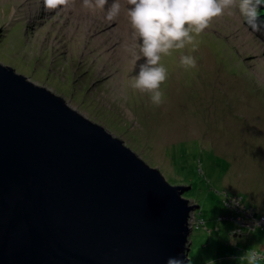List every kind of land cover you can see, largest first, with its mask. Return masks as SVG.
I'll list each match as a JSON object with an SVG mask.
<instances>
[{"label":"rangeland","instance_id":"obj_1","mask_svg":"<svg viewBox=\"0 0 264 264\" xmlns=\"http://www.w3.org/2000/svg\"><path fill=\"white\" fill-rule=\"evenodd\" d=\"M75 1L45 11L43 0H0V62L104 125L171 183L192 185L184 196L200 208L191 214L189 264H249L248 251L264 264L261 22L254 32L236 0L195 37V51L188 44L162 54L167 78L157 106L152 93L131 86L146 58L130 5L109 20L99 10L72 12ZM182 54L196 67L182 66Z\"/></svg>","mask_w":264,"mask_h":264},{"label":"water","instance_id":"obj_2","mask_svg":"<svg viewBox=\"0 0 264 264\" xmlns=\"http://www.w3.org/2000/svg\"><path fill=\"white\" fill-rule=\"evenodd\" d=\"M191 188L0 62V264H189Z\"/></svg>","mask_w":264,"mask_h":264},{"label":"clouds","instance_id":"obj_3","mask_svg":"<svg viewBox=\"0 0 264 264\" xmlns=\"http://www.w3.org/2000/svg\"><path fill=\"white\" fill-rule=\"evenodd\" d=\"M107 0H96V6L103 8ZM130 5L127 11L131 28L141 41L140 52L146 63L140 65L139 74L134 78L132 88L150 92L152 102L159 106L163 102L160 85L167 78V70L159 62L161 55H170L172 49H183L193 45L195 37L210 26L214 18L222 17L226 11L236 7V0H126ZM262 0H240L239 12L252 30L260 31L257 6ZM70 0H43L45 11H53L64 6ZM88 0H85V4ZM120 11V4L115 2L109 10L107 19H114ZM180 63L186 69L196 67L192 55L181 56ZM56 94V93H55ZM249 264H257L260 254L248 251ZM167 264H183L170 257Z\"/></svg>","mask_w":264,"mask_h":264},{"label":"bare ground","instance_id":"obj_4","mask_svg":"<svg viewBox=\"0 0 264 264\" xmlns=\"http://www.w3.org/2000/svg\"><path fill=\"white\" fill-rule=\"evenodd\" d=\"M72 1L74 2L75 0H72ZM75 2L77 3V5H75L74 8L71 9L72 12L86 11V14H87L88 12H91L93 10H95V12H96V10H99V11H102L105 13H107V12L109 13V10L111 9V7L113 5L114 0H107L106 4L103 6L102 9L98 8L96 6V0H88L87 4H85V0H76ZM115 2H118L120 4V11L116 17L117 18H119L120 16L124 17L126 14V10H127L126 5H124L126 3V0H115ZM67 7L70 8V3ZM86 14H84V15H86ZM87 15H89V14H87ZM122 20H123V18L120 19V21H122Z\"/></svg>","mask_w":264,"mask_h":264},{"label":"trees","instance_id":"obj_5","mask_svg":"<svg viewBox=\"0 0 264 264\" xmlns=\"http://www.w3.org/2000/svg\"><path fill=\"white\" fill-rule=\"evenodd\" d=\"M261 4L263 5V8H264V1H263ZM258 13H259V15H258V21H260L261 24H262L263 27H264V9L259 10ZM175 146H176L175 143L172 144L171 149L174 148ZM183 150H184V149H183ZM186 150H187V149H186ZM172 151H173V150H172ZM235 197H236V196H235ZM240 203H241V200H240ZM254 212H255V211H254ZM189 260H190V255H189Z\"/></svg>","mask_w":264,"mask_h":264},{"label":"built area","instance_id":"obj_6","mask_svg":"<svg viewBox=\"0 0 264 264\" xmlns=\"http://www.w3.org/2000/svg\"><path fill=\"white\" fill-rule=\"evenodd\" d=\"M263 221H264V219H263Z\"/></svg>","mask_w":264,"mask_h":264}]
</instances>
